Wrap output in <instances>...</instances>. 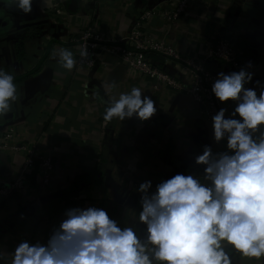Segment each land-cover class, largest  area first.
<instances>
[{"label": "crops", "instance_id": "0c3cea01", "mask_svg": "<svg viewBox=\"0 0 264 264\" xmlns=\"http://www.w3.org/2000/svg\"><path fill=\"white\" fill-rule=\"evenodd\" d=\"M177 0H52L45 7L34 0L32 12L24 14L0 2V67L11 71L18 88L13 111L0 123L3 133L13 126L19 141L40 140L54 161L48 187L31 183L8 199L0 196V248L14 250L24 239L46 241L64 209L95 205L126 225L136 223L141 210L139 183L152 180L153 190L162 179L176 173L202 174L194 162L204 145L224 151V142L212 139L211 122L200 115L196 104L182 91L168 86L155 90L150 79L128 70L110 54L107 62L79 71L63 69L54 51L73 52L72 39L85 25H93L108 39L126 35L147 9H165ZM62 8V15L52 12ZM147 35L166 41L184 56L201 60L208 45L224 35L235 37L242 51L241 68L251 62L253 82L264 83V0H192L186 13L167 24L159 16L145 21ZM76 57V56H75ZM161 69L182 78L177 63L150 54ZM214 72L236 70L227 63L211 61ZM187 80V79H185ZM112 84L105 90V84ZM132 87H140L156 100L158 111L149 121L135 117L123 122L103 120L106 101ZM259 92V89H257ZM231 112L232 102L224 104ZM20 155L0 149V180L19 170ZM84 197L77 200L78 195ZM23 217V218H21ZM143 228L142 225H140ZM10 264L11 257H8ZM235 264H258L255 258L237 257Z\"/></svg>", "mask_w": 264, "mask_h": 264}, {"label": "clouds", "instance_id": "9594fccd", "mask_svg": "<svg viewBox=\"0 0 264 264\" xmlns=\"http://www.w3.org/2000/svg\"><path fill=\"white\" fill-rule=\"evenodd\" d=\"M0 2L29 14L34 0ZM41 3L49 7L52 0ZM53 56L63 69L79 71L88 46L79 50V59L68 49ZM251 67L249 62L239 71H220L211 84L220 104L235 106L211 116L212 139L226 142V149L203 146L194 158L202 174L176 173L154 190L152 180L139 183L141 210L134 224L122 226L95 205L66 208L46 241L24 239L11 252L0 248V264H9V256L10 264H235L237 257L264 264V83L248 86ZM14 80L0 67V123L18 101ZM106 105V125L134 117L149 121L158 111L156 100L140 87L111 96Z\"/></svg>", "mask_w": 264, "mask_h": 264}, {"label": "built area", "instance_id": "2783aa9c", "mask_svg": "<svg viewBox=\"0 0 264 264\" xmlns=\"http://www.w3.org/2000/svg\"><path fill=\"white\" fill-rule=\"evenodd\" d=\"M92 1L96 4L100 2ZM191 4L192 0H177L165 9H147L134 22L129 33L118 34L110 39L100 34L93 25H85L78 29L72 39L75 56L79 59V50L87 44L89 57L81 62V66L93 69L100 60L104 62L107 60L103 55L110 54L128 70L150 79L155 90L159 91L161 87L168 86L187 94L196 104L200 115L211 122V116L225 105L220 104L210 92L217 74L210 71L206 64L219 61L229 64L236 70L240 69L243 52L238 49L235 37L221 36L216 43L207 46L202 59L198 60L180 54L171 44L147 35L144 30L145 21L155 16H159L167 24H172L187 12ZM63 11L58 6L52 9L55 15H62ZM151 53L166 57L168 64L175 61L182 78L156 65L150 58ZM1 138L0 149H8L21 157L18 172L13 177L0 180L2 199H8L14 193L26 189L32 184L31 175H34L35 184L39 187H48L51 184L54 161L43 150L40 140L19 141L13 126H10ZM224 145L226 148V142ZM83 197L79 194L76 199L80 200Z\"/></svg>", "mask_w": 264, "mask_h": 264}, {"label": "water", "instance_id": "95a60500", "mask_svg": "<svg viewBox=\"0 0 264 264\" xmlns=\"http://www.w3.org/2000/svg\"><path fill=\"white\" fill-rule=\"evenodd\" d=\"M78 7V0H70V3L68 5V8L71 11H76V8Z\"/></svg>", "mask_w": 264, "mask_h": 264}]
</instances>
